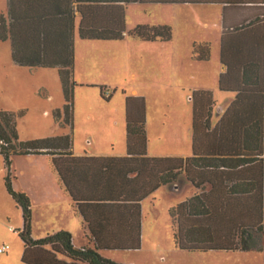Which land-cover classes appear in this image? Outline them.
Returning <instances> with one entry per match:
<instances>
[{"label": "trees", "instance_id": "16d2710c", "mask_svg": "<svg viewBox=\"0 0 264 264\" xmlns=\"http://www.w3.org/2000/svg\"><path fill=\"white\" fill-rule=\"evenodd\" d=\"M0 15V42L10 41L15 65L56 69L65 100L64 122L71 123L74 29L81 40L168 42L167 26H137L126 31L128 4L221 5L223 12L247 8L243 23L220 36L224 73L221 92L234 99L211 127L216 102L208 91L190 96L191 156L149 157L145 104L124 99L125 156L77 157L70 136L21 142L15 114L0 109V156L6 193L21 210L22 264H118L101 251H136L141 246V203L160 187L176 188L180 177L192 195L171 207L173 240L180 251L261 250L264 237V0H6ZM208 43L192 46V58L206 62ZM102 87L99 88L100 95ZM57 118L61 112L55 113ZM45 155L79 217L88 246L76 248L65 231L31 238L30 203L11 187L15 156ZM88 190V193H87Z\"/></svg>", "mask_w": 264, "mask_h": 264}, {"label": "rangeland", "instance_id": "374dc122", "mask_svg": "<svg viewBox=\"0 0 264 264\" xmlns=\"http://www.w3.org/2000/svg\"><path fill=\"white\" fill-rule=\"evenodd\" d=\"M6 13V0H0V15ZM250 14L247 8L230 12L238 16ZM221 23L219 5L128 4L126 31L137 26L171 29V41L144 43L127 35L121 40H81L76 22L73 68L76 86L72 92L70 125L62 116L65 100L57 70L15 65L10 41L0 42V109L15 114L16 133L21 142L68 135L72 150L78 155L125 156L124 99L131 95L133 84L142 89L140 98L145 104L150 152L167 156L174 136L175 142H181V148L188 136L190 142L191 91L200 86L214 87L218 79ZM194 43L209 44L208 61L197 62L192 58ZM173 54L178 55L177 65ZM90 81L101 84L92 87L87 84ZM102 86L112 92L109 99L100 95ZM224 96L216 86L214 100L220 104ZM57 111L61 112L60 118L55 116ZM216 112L217 109L213 111L212 124ZM10 173L12 190L25 194L30 203L31 238H43L44 223L59 214L54 207L45 205L42 198H56L60 190L49 157L15 156L11 159ZM4 175L0 156V247H8L7 252H0V264H22V242L17 234L23 224L21 210L5 191ZM191 192L190 185L179 191L158 189L141 204L140 249L101 251L100 255L118 264H264V237L261 250L180 251L174 244L168 211L189 198Z\"/></svg>", "mask_w": 264, "mask_h": 264}, {"label": "crops", "instance_id": "0c3cea01", "mask_svg": "<svg viewBox=\"0 0 264 264\" xmlns=\"http://www.w3.org/2000/svg\"><path fill=\"white\" fill-rule=\"evenodd\" d=\"M219 6L221 7V10H222L221 35L224 31H227V30L229 31V30H231V28L238 26L240 24V21H244V19H246L248 17V15L247 16L230 15L231 11H235L237 9H232V10H228L226 12H223L222 6L221 5H219ZM76 39L77 38L75 35V31H74V44L76 43ZM171 40H172V37H171ZM141 42L156 43V42H160V41H154V42L141 41ZM161 43H164V42H161ZM194 44H197V43H194ZM219 47H220V38H219ZM173 56H175L174 59H175L176 65H177L178 61H179L178 55L173 54L172 58H173ZM219 64H220V70L218 72V79H219L220 74L224 73V71H225L224 66H222L220 63V59H219ZM218 79H217L216 83H214V87H207L206 88V87L200 86V87H197L196 89L191 91V93L193 91H208L211 93L212 98H213L215 96L216 86H217V91L225 94L224 98L221 99L220 104H218L213 98V100L216 102V108L214 110L216 111V109H217V112H216V119H215L213 124L210 120L211 127H213L217 123L219 117L222 115V113L227 109V107L231 104V102L234 99V95L232 93L221 92L218 89ZM87 84L89 86L96 87L97 84H101V83H93V81H90ZM102 88H103V90L106 89L103 86H102ZM130 88H131V95L130 96H134V97H141L142 96L143 93H142L141 88L136 87L133 84L130 85ZM102 91H101V95H102ZM188 100L190 101V97L188 98ZM191 115H192V109H191ZM212 117H213V112H212ZM212 117H211V119H212ZM145 122H146V137H147V151H146L147 156H149V157H178V158H189L191 156V123H190V142H189V136H188V138L186 140V145L184 146V148H181V142L180 141L175 142L176 136H174V138H173L174 143L171 144L170 153H167L166 154L167 156H165L163 154L154 153V151L150 152V136H148L146 111H145ZM189 145H190V148H188ZM72 153L74 154V156H77V157H82V156H87V157H90V156L91 157H124V154H119V153L115 156L102 155L100 153H88L85 155H78V154L74 153L73 150H72ZM188 185H190V184L182 176L179 178V182H178V185L176 188H171V187H167V186H164V187H167L171 191H174V190L179 191L182 187H187ZM190 187H191V185H190ZM59 188L61 191H63L60 184H59ZM160 188H162V187H160ZM60 190H57V192H56L57 197L56 198H54V196L53 197L47 196L46 198L42 197L44 204L49 205L51 207H54V209L57 210L59 212V214L57 217H55L51 221H49V223L48 222L44 223V227H42L41 232L44 235L45 234L48 235V234L56 233L59 231H65L71 235L73 246H75L76 248L86 247V246H88V240L86 238L85 232L82 229L80 219L73 212L72 207H71V201H70L69 197L67 196V194L64 191L60 192ZM87 193H88V190H87ZM192 193H193V191L190 193L189 196H191ZM61 206H64V208H66V209L63 211ZM141 212H142V208H141Z\"/></svg>", "mask_w": 264, "mask_h": 264}, {"label": "built area", "instance_id": "2783aa9c", "mask_svg": "<svg viewBox=\"0 0 264 264\" xmlns=\"http://www.w3.org/2000/svg\"><path fill=\"white\" fill-rule=\"evenodd\" d=\"M111 94H112V92L107 90V89L102 91V96H103L104 99H109L111 97ZM7 250H8L7 246L2 245L0 247V252L1 253H5V252H7Z\"/></svg>", "mask_w": 264, "mask_h": 264}]
</instances>
